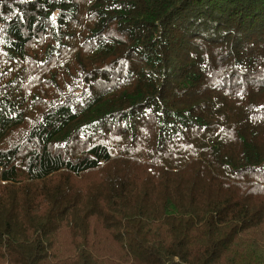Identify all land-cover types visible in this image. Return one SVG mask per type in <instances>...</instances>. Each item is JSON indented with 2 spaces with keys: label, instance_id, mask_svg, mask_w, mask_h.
I'll use <instances>...</instances> for the list:
<instances>
[{
  "label": "trees",
  "instance_id": "16d2710c",
  "mask_svg": "<svg viewBox=\"0 0 264 264\" xmlns=\"http://www.w3.org/2000/svg\"><path fill=\"white\" fill-rule=\"evenodd\" d=\"M0 264H264V0H0Z\"/></svg>",
  "mask_w": 264,
  "mask_h": 264
}]
</instances>
